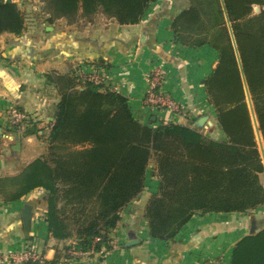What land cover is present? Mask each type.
I'll use <instances>...</instances> for the list:
<instances>
[{
    "label": "trees",
    "instance_id": "obj_1",
    "mask_svg": "<svg viewBox=\"0 0 264 264\" xmlns=\"http://www.w3.org/2000/svg\"><path fill=\"white\" fill-rule=\"evenodd\" d=\"M154 1L41 0L43 24L59 18L89 22L101 13L119 25H133ZM255 6L263 9L256 13ZM171 27L176 43L207 45L217 53L203 84L226 138L215 140L175 122L142 124L121 92L91 81L80 84L76 69L47 72L59 101L45 153L16 174L0 176V200L11 202L44 189L49 235L72 242L56 248L51 260L20 264H57L62 255L75 256L69 250L110 249L120 211L144 190L152 159L159 185L145 203L144 217L153 238L174 240L195 214L249 213L264 205L259 179L264 165L243 82L244 77L264 146V0H188ZM25 30L18 3L0 0V33ZM26 125L28 120L24 135L37 133L35 122ZM230 264H264V227L235 241Z\"/></svg>",
    "mask_w": 264,
    "mask_h": 264
},
{
    "label": "crops",
    "instance_id": "obj_2",
    "mask_svg": "<svg viewBox=\"0 0 264 264\" xmlns=\"http://www.w3.org/2000/svg\"><path fill=\"white\" fill-rule=\"evenodd\" d=\"M187 5L188 0H155L146 16L133 25H119L98 14L84 25L79 21L58 29L41 24L20 35L0 33V176L16 174L45 153L46 137L59 101L56 87L45 76L51 69L66 72L72 68L76 71L81 67L102 68L108 76L107 85L118 86L140 123L190 125L210 138L224 140L225 134L218 126L216 111L203 84L216 64L217 53L207 45L190 47L174 39L172 21ZM145 25H148V44L139 47L138 38ZM154 64L162 66L165 73L162 90L182 107L184 115L174 116L169 110L153 113L144 106L145 73ZM245 94L264 165L263 141L246 86ZM11 106L27 114L29 125L26 126L35 122L37 133L24 135L21 125L13 130L7 127V109ZM149 166L144 190L120 211L110 234V238L118 240L117 248L101 254L98 250L76 252L71 257L62 255L57 264H230L235 241L251 229L264 227L263 205L249 213L195 214L174 240L151 237L144 207L150 194L158 189L159 176L155 159ZM259 179L264 186V171ZM25 204L32 207L29 239L24 235L21 217ZM45 206L46 192L42 188L11 202L0 200V253L28 247L45 260H51L56 248L72 242L49 235ZM131 239L135 243L125 245Z\"/></svg>",
    "mask_w": 264,
    "mask_h": 264
},
{
    "label": "built area",
    "instance_id": "obj_3",
    "mask_svg": "<svg viewBox=\"0 0 264 264\" xmlns=\"http://www.w3.org/2000/svg\"><path fill=\"white\" fill-rule=\"evenodd\" d=\"M76 75L78 80L81 82L91 81L95 84H103L108 86L109 89L119 92V88L116 86V84L107 85L108 76L105 74V71L102 68H97L96 66H91L89 68L81 67L77 69ZM145 80L146 89L143 103L150 112L155 113L158 111L169 110L174 116L184 115L182 107L162 90V86L165 81V73L162 66L159 64L152 65V67L145 73ZM27 119V114L18 107L11 106L7 109V127L9 129L16 125L23 126ZM98 239L99 238H96L95 240ZM108 243L110 245V249L117 248L118 246V240L115 238H110ZM110 249H106L103 246L98 252L100 254L106 253ZM91 252H93V250H91ZM68 253L75 254L76 252L69 250ZM5 259L7 261H13L17 264H20L26 260H36L40 263H43L45 260L38 252L28 247L16 251L9 250L7 256H5Z\"/></svg>",
    "mask_w": 264,
    "mask_h": 264
},
{
    "label": "rangeland",
    "instance_id": "obj_4",
    "mask_svg": "<svg viewBox=\"0 0 264 264\" xmlns=\"http://www.w3.org/2000/svg\"><path fill=\"white\" fill-rule=\"evenodd\" d=\"M15 2L18 3V5L21 7V9L23 10V12L25 14V17H26V30H25V32L27 30H33L35 27L40 26L41 24L44 23L43 22L44 21L43 20L44 14L42 12L43 3L41 2V0H15ZM98 14H101V13H97L96 15H98ZM96 15H94L93 19H95ZM102 16L107 18V19H111V18L106 17L103 14H102ZM79 21H82V25H84L85 22H87L85 20V18H78L77 21H75V22H79ZM75 22H73V23H75ZM73 23H68L64 18H59V19L54 20L53 23L49 24V25L53 26L54 28L62 29L63 27L71 25ZM45 24H47V23H45ZM72 69H69L68 71H70ZM51 70L56 71L58 73H63V71H59L57 69H51ZM80 84H82V82ZM247 218H244V221ZM58 249L60 250L62 248H58ZM7 254H8V251H3L0 253V262H7V260L5 259V256H7Z\"/></svg>",
    "mask_w": 264,
    "mask_h": 264
},
{
    "label": "water",
    "instance_id": "obj_5",
    "mask_svg": "<svg viewBox=\"0 0 264 264\" xmlns=\"http://www.w3.org/2000/svg\"><path fill=\"white\" fill-rule=\"evenodd\" d=\"M263 7H259V6H255V12H259L260 10H262ZM47 29H50V26L47 27ZM229 31H230V34H231V39H232V43L235 47V42H234V38H233V35H232V32H231V29L229 27ZM148 35V25H145L141 28V32H140V35H139V38H138V46H142L144 44H148V39H147V36ZM237 54V58L239 60V57H238V53ZM243 82H244V85L246 86V81H245V78L243 77ZM247 88V87H246ZM253 109V107H252ZM254 112V110H253ZM193 126H196V124H193ZM2 137V129L0 127V139ZM21 217H22V224H23V229H24V235L27 239H29L30 237V229H31V221H32V207L28 204H25L22 209H21ZM135 240H129L128 242H126L125 245H132L134 244Z\"/></svg>",
    "mask_w": 264,
    "mask_h": 264
}]
</instances>
